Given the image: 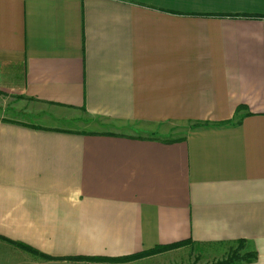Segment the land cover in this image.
Returning a JSON list of instances; mask_svg holds the SVG:
<instances>
[{
    "label": "crops",
    "instance_id": "crops-1",
    "mask_svg": "<svg viewBox=\"0 0 264 264\" xmlns=\"http://www.w3.org/2000/svg\"><path fill=\"white\" fill-rule=\"evenodd\" d=\"M1 96L29 117L0 118L15 264L237 240L264 264V0H0Z\"/></svg>",
    "mask_w": 264,
    "mask_h": 264
},
{
    "label": "rangeland",
    "instance_id": "rangeland-1",
    "mask_svg": "<svg viewBox=\"0 0 264 264\" xmlns=\"http://www.w3.org/2000/svg\"><path fill=\"white\" fill-rule=\"evenodd\" d=\"M14 107V108H13ZM15 103L11 97L1 96L0 97V118H14L18 120H29V117L16 112ZM17 113V114H16ZM182 128H187V126H175L169 129L166 133H155L153 135L162 138H178L184 134ZM127 134L144 135L143 132L138 131H126ZM235 246V245H234ZM233 246V247H234ZM4 249L0 246V263L2 264H15L12 262L13 258L8 255L7 252H3ZM230 249V245H188L182 246L179 249H173L171 254L159 256L158 258H141L132 261H126L122 263H108V262H95V261H77V260H67V264H213L220 260L225 259L227 252ZM172 251V250H170ZM169 252V251H167ZM165 253V252H163ZM4 254V255H3ZM6 254V255H5ZM162 254V253H160ZM158 255V254H157ZM155 256V255H154ZM18 264H24L20 262ZM27 264H31L28 262Z\"/></svg>",
    "mask_w": 264,
    "mask_h": 264
},
{
    "label": "trees",
    "instance_id": "trees-1",
    "mask_svg": "<svg viewBox=\"0 0 264 264\" xmlns=\"http://www.w3.org/2000/svg\"><path fill=\"white\" fill-rule=\"evenodd\" d=\"M222 123L218 124L221 125ZM210 123L204 122V123H195L192 125L193 129L203 127V126H208ZM0 240L6 241L9 244L18 247L20 249H23L29 253H32L34 255L37 254L35 250L27 247L26 245H23L21 243H15L12 241H9L3 237H0ZM191 244V241H184V242H179V243H174L171 245H165V246H157L153 249L143 251L137 254H133L130 256L126 257H120V258H100V257H69L66 258L65 260H77V261H95V262H108V263H122L126 261H132V260H137L141 258H146L150 256H154L163 252H167L173 249L180 248L182 246ZM235 245V246H234ZM234 246V247H233ZM47 259H51L49 257H46ZM257 258V253L255 251H250L246 249V242L245 240H237L235 241L232 245H230V249L227 252L225 259L220 260L218 262H215L213 264H247L251 263Z\"/></svg>",
    "mask_w": 264,
    "mask_h": 264
}]
</instances>
